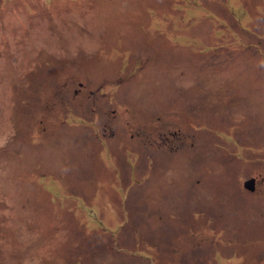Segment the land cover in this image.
<instances>
[{"label":"rangeland","instance_id":"obj_1","mask_svg":"<svg viewBox=\"0 0 264 264\" xmlns=\"http://www.w3.org/2000/svg\"><path fill=\"white\" fill-rule=\"evenodd\" d=\"M78 248L264 264V0H0V264Z\"/></svg>","mask_w":264,"mask_h":264},{"label":"crops","instance_id":"obj_2","mask_svg":"<svg viewBox=\"0 0 264 264\" xmlns=\"http://www.w3.org/2000/svg\"><path fill=\"white\" fill-rule=\"evenodd\" d=\"M107 249V248H106ZM77 253H73L72 255H71V258L69 259L70 261H68L67 259H65L64 258V260H61L60 262H64L65 264H83V262H85V260L83 259V258H85L86 256H87V254H88V252L87 251H83V250H79V248L78 249H76L75 250ZM108 252H110V251H105V253L107 254L106 255V257H104V260L108 263V264H116L115 263V260H113L110 256H113V257H117V261L120 263L121 261L123 262V260H122V258H121V256H120V254L118 253L117 254V252H115V251H113V249L111 250V253L113 252V254H108ZM90 253H91V256L88 254V256H89V258H92L93 256H92V253H93V251H90ZM66 257H68V255H66ZM92 261H94L93 260V258L91 259ZM117 262V263H118Z\"/></svg>","mask_w":264,"mask_h":264},{"label":"water","instance_id":"obj_3","mask_svg":"<svg viewBox=\"0 0 264 264\" xmlns=\"http://www.w3.org/2000/svg\"><path fill=\"white\" fill-rule=\"evenodd\" d=\"M254 182H255V179L254 178H249V179H247V180L244 181L243 186L246 189L252 191L254 189Z\"/></svg>","mask_w":264,"mask_h":264}]
</instances>
